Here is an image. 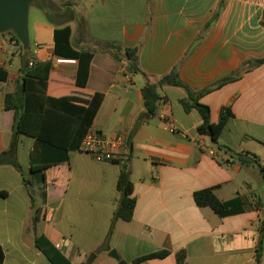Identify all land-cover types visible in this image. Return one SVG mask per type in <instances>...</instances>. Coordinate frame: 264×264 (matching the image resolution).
Here are the masks:
<instances>
[{"label": "crops", "instance_id": "0c3cea01", "mask_svg": "<svg viewBox=\"0 0 264 264\" xmlns=\"http://www.w3.org/2000/svg\"><path fill=\"white\" fill-rule=\"evenodd\" d=\"M51 1V15L66 21L55 27L39 2L33 3L29 51L0 35V67L7 72L0 82V154L13 153L29 182L12 166H0L3 264H50L35 247L37 236L59 243L71 264H180L181 254V264H253L264 183L257 166L239 165L224 148L264 161V64L241 70L247 61L264 59V0H226L209 27L220 0ZM64 26L71 47L91 53L87 77L77 84L78 61L53 54L54 30ZM126 49H136L140 72L130 69ZM27 59L51 64L49 97L85 104L101 94L91 127L126 143L135 208L129 222L115 221L110 236L120 198L119 164L97 161L79 148L68 152L67 161L47 167L42 180L31 177L35 141L14 133V113L4 109V96L15 90ZM174 67L193 92L241 71L200 100L209 106L212 123L231 105L233 117L217 144L197 133L201 117L194 109L184 112L180 101L186 92L180 87L159 88L157 114L140 120L143 87ZM207 188L230 202L234 213L220 218L198 207L193 194ZM164 252L163 258L134 262Z\"/></svg>", "mask_w": 264, "mask_h": 264}, {"label": "trees", "instance_id": "16d2710c", "mask_svg": "<svg viewBox=\"0 0 264 264\" xmlns=\"http://www.w3.org/2000/svg\"><path fill=\"white\" fill-rule=\"evenodd\" d=\"M226 0H220L216 12L207 24L209 27L219 16ZM40 8L47 14L52 13L51 7L46 1H38ZM8 34L12 40L22 49V46L13 33ZM70 29L68 26L55 28L54 30V56L62 59H73L78 61V72L76 84L87 77V68L91 60V53H82L74 50L69 42ZM119 49V47H112ZM28 54V53H26ZM118 58L117 53H113ZM125 58L128 60L129 67L134 72H140L137 68L136 49H126ZM27 59L21 67V77L16 82V88L12 93L4 96V109L13 111L14 123L13 131L15 134H22L34 139V147L30 153L29 172L32 178L40 177L42 180L43 172L47 167L57 165L68 160V152L79 150L81 141L88 129L92 126L93 119L100 107L103 96L93 94L85 104H75L64 99H54L46 95L47 80L51 71L49 62L29 65ZM264 64V59L247 61L242 65V71L251 70L254 67ZM241 72V71H240ZM240 72L227 76L211 87L199 92L191 91L184 83L179 80L177 69L163 76L157 83H146L142 89L144 100V112L140 120H148L158 112L161 97L157 90L162 86H173L183 88L186 97L180 101L184 112L188 113L192 109L196 110L201 117V124L197 127V133L207 135L213 144H217L227 123L233 117L231 105L221 109L217 123L210 120V108L203 104L201 98L215 88L236 80ZM7 72L0 67V82H5ZM81 102V101H80ZM234 162L241 166H257L264 183V161L258 156L249 152H233L224 148ZM119 164L120 172L116 182L117 192L120 194L118 205L111 222L108 236L114 229L116 220L129 222L133 216L135 208V198L133 197V183L131 181L130 154L125 157L111 161ZM10 165L21 173L23 183H29L25 174L21 171L14 154L3 152L0 154V166ZM193 199L198 207H206L213 211L220 218L234 213L231 210L230 202L220 201L212 188H207L194 192ZM259 238L255 248L253 264H260L264 252V220L259 229ZM35 247L43 253L50 264H71L70 261L60 253L44 236L35 238ZM107 248V246H105ZM167 252L136 259L134 262H142L149 258H163ZM4 261V251L0 246V264ZM181 264L183 255L178 256ZM86 264V263H83Z\"/></svg>", "mask_w": 264, "mask_h": 264}, {"label": "water", "instance_id": "95a60500", "mask_svg": "<svg viewBox=\"0 0 264 264\" xmlns=\"http://www.w3.org/2000/svg\"><path fill=\"white\" fill-rule=\"evenodd\" d=\"M37 1H46L50 7H54L51 0H0V35L13 33L26 51L30 50L28 13L30 6ZM45 17L55 27H59L66 21L65 18H56L51 13L46 14ZM109 254L117 258L114 250H111Z\"/></svg>", "mask_w": 264, "mask_h": 264}, {"label": "built area", "instance_id": "2783aa9c", "mask_svg": "<svg viewBox=\"0 0 264 264\" xmlns=\"http://www.w3.org/2000/svg\"><path fill=\"white\" fill-rule=\"evenodd\" d=\"M57 61H64L58 59ZM30 66L34 64H39V62L31 61L28 63ZM170 132H173L172 128H169ZM80 150L88 153L91 157L97 161H114L125 157L127 146L123 138L116 137L114 139H107L102 134L98 133L95 129L90 127L83 137ZM60 244H55V248L58 250Z\"/></svg>", "mask_w": 264, "mask_h": 264}, {"label": "rangeland", "instance_id": "374dc122", "mask_svg": "<svg viewBox=\"0 0 264 264\" xmlns=\"http://www.w3.org/2000/svg\"><path fill=\"white\" fill-rule=\"evenodd\" d=\"M32 13H34L33 10H31V12L28 13L29 14L28 28H29V26L32 25V19H33V14Z\"/></svg>", "mask_w": 264, "mask_h": 264}]
</instances>
